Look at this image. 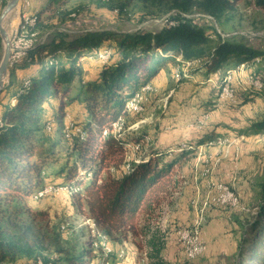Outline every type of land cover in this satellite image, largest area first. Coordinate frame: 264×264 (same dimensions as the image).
Wrapping results in <instances>:
<instances>
[{"label":"trees","instance_id":"obj_1","mask_svg":"<svg viewBox=\"0 0 264 264\" xmlns=\"http://www.w3.org/2000/svg\"><path fill=\"white\" fill-rule=\"evenodd\" d=\"M133 1L120 2L114 10L126 11ZM142 1L165 4L167 17L159 31L107 26L79 33L51 30L44 21L63 0H47L35 11L29 33L34 37L35 31L36 39L24 57L9 67L10 81L0 95V264L23 260L90 264L94 256L90 243L73 250L62 248L63 256L51 261L41 252L40 236L33 231L13 236L5 226L4 204L40 190L51 177L71 188L79 207L105 236L123 241L129 232L143 235L148 264H172L162 255L164 234L151 228V220L162 201L173 194L180 176L176 166L188 147L213 140L218 131L205 130L208 139L200 136L188 145L183 139L165 144L159 137L147 145L146 135L125 137L114 133V124L126 119L131 113L127 101L150 85L166 63H198L200 70L214 73L229 61L240 65L259 57L264 67V46H254L243 37H224L214 25L199 24L189 16L194 8L220 14L234 1ZM257 4L264 8V0ZM44 13H48L45 18ZM101 53H108L107 58L102 60ZM244 92L242 101L260 94ZM56 129L67 139L69 152L64 158L58 148L61 139L52 133ZM251 129L264 130V115ZM127 143L138 146V156L127 158ZM172 152L178 153L176 157L170 158ZM256 207L248 220L240 221L242 264H264V181Z\"/></svg>","mask_w":264,"mask_h":264},{"label":"rangeland","instance_id":"obj_2","mask_svg":"<svg viewBox=\"0 0 264 264\" xmlns=\"http://www.w3.org/2000/svg\"><path fill=\"white\" fill-rule=\"evenodd\" d=\"M4 1L6 4L7 0ZM32 1L22 0L4 19V26L12 36L23 14L35 15L30 9ZM124 1L63 0L43 25L51 30L65 28L72 33L97 26L127 31L139 28L159 31L163 27L167 17L165 4L134 0L126 11L116 12L115 6ZM229 1L234 2L220 14L194 8L189 16L199 24L214 25L224 37H243L250 44L263 47L264 8L257 0ZM3 7L0 4V13ZM46 15L48 13L43 14L44 18ZM45 28L38 30V36ZM32 32L36 39L37 33ZM3 50L1 37L0 57ZM262 63L259 57L240 65L233 60L219 71L209 73L200 70L198 63L175 66L168 62L150 85L143 86L127 101L126 108L131 113L126 119L120 118L114 124V133H122L125 137L146 135L147 145V141L156 137L162 143L183 139L182 142L188 145L191 139L194 143L200 136H206V139L205 130L218 131L213 136H219L213 140L188 147L186 157L176 166L180 176L173 194L162 201L151 220V228H158L164 234L162 255L172 264H242L240 221L248 220L257 210L264 181V130L251 129L253 122L264 115ZM10 72L9 68L8 83ZM255 74L262 78L254 77ZM15 75L17 79L19 72ZM244 91L260 94L242 101ZM52 133L61 139L58 148L64 158L69 152L67 139L59 129ZM127 144V158H133L138 146ZM177 154L169 153L170 158ZM52 178L46 179L40 190L4 204L5 226L11 235L33 231L41 238L42 254L51 261L63 256L62 248L73 250L90 243L94 248L90 264H109L106 259L110 264H148V246L143 235L134 236L129 232L123 241L105 236L96 229L84 208L79 207L71 188ZM216 182L227 184L233 190L234 197L229 201L232 205L216 204ZM194 226L197 227L194 238L199 237L204 250L191 258L190 244L181 234L182 229L192 230ZM18 264H27V261ZM59 264L66 262L62 260Z\"/></svg>","mask_w":264,"mask_h":264},{"label":"bare ground","instance_id":"obj_3","mask_svg":"<svg viewBox=\"0 0 264 264\" xmlns=\"http://www.w3.org/2000/svg\"><path fill=\"white\" fill-rule=\"evenodd\" d=\"M18 7V6H17ZM17 7L12 10L11 12H9L7 14L6 17L10 16L16 9ZM15 19H13L12 21V25L14 24V21ZM35 22V15H23L17 28H15V32L13 33V39L16 40V44H30L26 50L28 48H30L33 43H34V37H33V34L30 35L29 33V26L32 25L33 23ZM7 24V23H6ZM8 31V36L10 37V30L7 29ZM26 53V51H24V54ZM21 59H16V58H9V67L10 66H13L14 63L20 61ZM7 79V73L5 75V80ZM137 98V97H136ZM132 104V103H131ZM133 106V105H132ZM136 108V107H135ZM105 132H107L105 130ZM213 143V142H212ZM208 168V167H207ZM221 184H224V183H218L216 182L215 183V187L217 188V191H218V195H217V198L216 199H222V195H223V186H221ZM211 185V184H210ZM226 188H227V192H229V201L233 199L234 197V193H233V190L230 188V186H228L226 184ZM48 190V189H47ZM43 192V191H42ZM36 194V193H35ZM38 196V195H37ZM220 204H223V203H220ZM227 204V203H226ZM195 227V226H194ZM194 231H197V227H195L194 229L192 230H186L185 231V235H182V237L185 238V241L190 244V252L191 251H194V248H196V244H197V240L194 238ZM194 233V234H193ZM199 242H201V240L199 239ZM186 243V244H187ZM203 247V246H202ZM200 253H193V257L198 255ZM192 258V257H191ZM39 263L37 264H44L42 261H38Z\"/></svg>","mask_w":264,"mask_h":264},{"label":"water","instance_id":"obj_4","mask_svg":"<svg viewBox=\"0 0 264 264\" xmlns=\"http://www.w3.org/2000/svg\"><path fill=\"white\" fill-rule=\"evenodd\" d=\"M21 1L22 0H7V3L4 5L0 13V36L2 37L4 45L3 55L0 60V94L7 86L9 78L10 38L8 36V31L4 26V19L9 12L20 5ZM7 72L8 77L5 80V75Z\"/></svg>","mask_w":264,"mask_h":264},{"label":"built area","instance_id":"obj_5","mask_svg":"<svg viewBox=\"0 0 264 264\" xmlns=\"http://www.w3.org/2000/svg\"><path fill=\"white\" fill-rule=\"evenodd\" d=\"M4 0H0L2 4ZM30 44H16V40L13 39L12 33L10 34V58L22 59L24 57V51ZM109 53V52H108ZM108 53H101V59H106ZM257 82V80H256ZM131 106V103L129 104ZM110 132V130H109ZM108 132V133H109ZM223 186V195L222 199H216V204L227 203V205H232V202H229V192H227L226 184H221ZM186 228L182 229V234L185 235ZM204 247H202V242H199V237H197V244L194 251L190 252V257H193V253H203Z\"/></svg>","mask_w":264,"mask_h":264},{"label":"crops","instance_id":"obj_6","mask_svg":"<svg viewBox=\"0 0 264 264\" xmlns=\"http://www.w3.org/2000/svg\"><path fill=\"white\" fill-rule=\"evenodd\" d=\"M44 3H45L44 0H33L31 3L30 9L32 10V12L37 11V9L40 8ZM23 15H31V14L25 13ZM2 94H3V92H2ZM169 143H172V141L165 143V144H169Z\"/></svg>","mask_w":264,"mask_h":264}]
</instances>
